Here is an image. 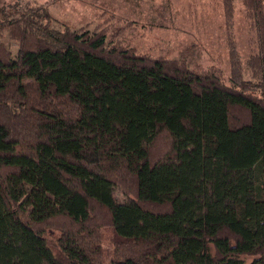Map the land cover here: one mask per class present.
<instances>
[{
	"label": "trees",
	"instance_id": "1",
	"mask_svg": "<svg viewBox=\"0 0 264 264\" xmlns=\"http://www.w3.org/2000/svg\"><path fill=\"white\" fill-rule=\"evenodd\" d=\"M240 1L257 50L228 30L227 79L0 8V264H264V0Z\"/></svg>",
	"mask_w": 264,
	"mask_h": 264
},
{
	"label": "rangeland",
	"instance_id": "2",
	"mask_svg": "<svg viewBox=\"0 0 264 264\" xmlns=\"http://www.w3.org/2000/svg\"><path fill=\"white\" fill-rule=\"evenodd\" d=\"M14 5H47L59 19L76 27H102L108 40L152 57L167 55L190 68L218 65L226 79L230 71L228 30L242 61L257 50L255 33L245 21L240 0H234L231 30L222 0H0V8ZM1 40L16 52V44L5 33ZM112 194L120 203L129 202L118 187ZM56 236V232H47L54 254L63 261L54 244Z\"/></svg>",
	"mask_w": 264,
	"mask_h": 264
}]
</instances>
